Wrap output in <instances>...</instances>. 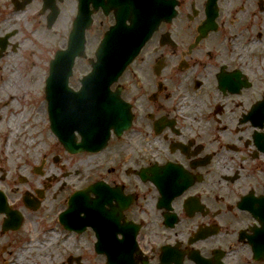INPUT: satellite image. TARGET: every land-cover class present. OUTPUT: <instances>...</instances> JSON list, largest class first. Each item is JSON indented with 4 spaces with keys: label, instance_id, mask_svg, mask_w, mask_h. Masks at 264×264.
<instances>
[{
    "label": "flooded vegetation",
    "instance_id": "1",
    "mask_svg": "<svg viewBox=\"0 0 264 264\" xmlns=\"http://www.w3.org/2000/svg\"><path fill=\"white\" fill-rule=\"evenodd\" d=\"M159 1L106 142L0 166V264H264V0Z\"/></svg>",
    "mask_w": 264,
    "mask_h": 264
},
{
    "label": "water",
    "instance_id": "2",
    "mask_svg": "<svg viewBox=\"0 0 264 264\" xmlns=\"http://www.w3.org/2000/svg\"><path fill=\"white\" fill-rule=\"evenodd\" d=\"M151 2V8L142 11L137 9L131 14L116 10V23L104 34L95 52L96 60L91 61V72L81 79L80 91L74 92L68 88V78L72 74L75 58L85 56L84 33L90 27L92 13L88 11L89 3L94 6V11L98 9L96 0H79L78 14L68 37L67 50L58 51L50 62L46 87L52 131L68 152L94 151L98 147L97 142H104L109 137L113 118L119 112L117 94L111 96L109 87L133 61L163 17L164 12L159 8L160 4L156 0ZM56 15L54 12L49 16L48 26L53 23ZM126 21L129 24H126ZM0 44L3 45L4 42L0 41ZM56 89H60L59 95L64 97H53ZM60 101L66 102L65 108H61V113L57 108ZM55 104L57 106H54ZM73 116L82 124L79 130L82 135L81 145L74 144L72 135L67 134L59 123L60 117L71 119Z\"/></svg>",
    "mask_w": 264,
    "mask_h": 264
},
{
    "label": "rangeland",
    "instance_id": "3",
    "mask_svg": "<svg viewBox=\"0 0 264 264\" xmlns=\"http://www.w3.org/2000/svg\"><path fill=\"white\" fill-rule=\"evenodd\" d=\"M13 11L14 8H12L9 1L0 0V13H3V15L0 14V35L16 32L14 36L8 39V41L12 40L11 45L9 44V48L6 49L7 52L0 59V63H4L10 54L11 56H17L16 58L25 64L28 82V88L25 91L27 93L25 100L29 101L32 111H40L38 115H35L37 117L35 130L39 135V144L33 145L32 147L22 146L19 144V140L9 141L10 143H8L9 131L5 126L6 122L4 120L3 127L0 128V166L4 168V164L7 163L9 165L7 167L8 169L10 167H27L29 164L37 163V161H40L45 156L46 166H51L52 168L53 157L58 156L64 160V155L62 147L58 144L55 135L47 130V124L44 122V113L41 110V100L44 95L43 89L45 80L47 79L44 66L48 67L55 53L58 52V48L66 47L68 33L71 30V20L61 14L51 29L46 28L45 18L38 15L41 12L39 1H35L31 5L26 6L24 11H18L20 12L19 17L14 19L12 27L7 29L4 20L7 16L6 14ZM111 22V18L104 19L99 17L95 20L92 28L86 32V57L77 59L75 62L72 85L78 86L76 79L81 78V76L89 71L88 61L94 57V52L103 37L102 34L108 29ZM28 29L37 32L41 45L36 49L34 42L30 41L29 51H24L21 47L22 52L20 51L18 54H14L18 50V45L26 36V31L28 33ZM13 45H17L15 52L11 51V46ZM31 46H34L32 50L35 51H31ZM30 65L33 67V70L30 68ZM4 117L5 115H3ZM30 122L32 123L34 121L31 120ZM24 134L26 135V133ZM33 138H36V136ZM27 162L28 164H26Z\"/></svg>",
    "mask_w": 264,
    "mask_h": 264
},
{
    "label": "bare ground",
    "instance_id": "4",
    "mask_svg": "<svg viewBox=\"0 0 264 264\" xmlns=\"http://www.w3.org/2000/svg\"><path fill=\"white\" fill-rule=\"evenodd\" d=\"M19 13L17 11L7 13L4 23L7 29L12 27V22L19 17ZM30 41L34 42L36 49L41 45L37 32L28 29V33L26 31V36L14 54L22 52L21 47L24 51H29ZM33 48L34 46H31V51H35L32 50ZM16 57L9 54L6 61L0 63V114L5 115L0 121V128L3 127L5 120V126L9 131L7 142L19 140L20 145L32 147L39 144V135L35 130V123L37 122L35 115H38L40 111H32L29 101L25 100L27 97L25 91L28 88L26 67ZM30 68L33 70L31 65ZM33 117L35 118L33 119ZM31 120L34 122L31 123ZM34 136L36 138H33Z\"/></svg>",
    "mask_w": 264,
    "mask_h": 264
}]
</instances>
